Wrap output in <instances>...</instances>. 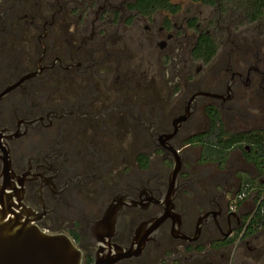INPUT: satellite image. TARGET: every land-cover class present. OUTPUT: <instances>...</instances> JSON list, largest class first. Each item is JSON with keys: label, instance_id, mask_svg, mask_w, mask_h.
Segmentation results:
<instances>
[{"label": "flooded vegetation", "instance_id": "1", "mask_svg": "<svg viewBox=\"0 0 264 264\" xmlns=\"http://www.w3.org/2000/svg\"><path fill=\"white\" fill-rule=\"evenodd\" d=\"M217 1L0 0V197L81 264H264V31Z\"/></svg>", "mask_w": 264, "mask_h": 264}, {"label": "water", "instance_id": "2", "mask_svg": "<svg viewBox=\"0 0 264 264\" xmlns=\"http://www.w3.org/2000/svg\"><path fill=\"white\" fill-rule=\"evenodd\" d=\"M24 210L0 197V264H81L70 238L44 234L23 218Z\"/></svg>", "mask_w": 264, "mask_h": 264}, {"label": "trees", "instance_id": "3", "mask_svg": "<svg viewBox=\"0 0 264 264\" xmlns=\"http://www.w3.org/2000/svg\"><path fill=\"white\" fill-rule=\"evenodd\" d=\"M195 2H201L202 4L216 7L219 3L217 0H193ZM220 2L223 4L224 8H231V11L241 10L245 13V15H249L251 22H264V0H220ZM145 7L148 9H169L171 7V13H178L181 8L179 5L174 4L171 0H145ZM207 47H205L208 51V57L207 60H209L213 53V46L212 42L206 41ZM204 46L201 45V49L199 48V55L201 56V50L203 51ZM212 126L211 131L208 135L209 141L211 142V145H216L218 149H215V147H209L210 149L208 151H205L207 154H211L212 151L215 153H225V148L221 147L222 143L225 142V132L223 130V125L221 122V119L217 114L212 115ZM238 141L245 142L249 144H261L262 146V156L264 157V134L250 136V135H242L239 137ZM246 185L251 184V182L246 181ZM244 184V185H245ZM245 187V186H244ZM244 189V188H243ZM245 190V189H244ZM243 190V191H244ZM247 192V190H246ZM257 201L260 202V206L257 210V217L259 220H264V188L259 193V196L257 197Z\"/></svg>", "mask_w": 264, "mask_h": 264}, {"label": "rangeland", "instance_id": "4", "mask_svg": "<svg viewBox=\"0 0 264 264\" xmlns=\"http://www.w3.org/2000/svg\"><path fill=\"white\" fill-rule=\"evenodd\" d=\"M172 2L180 6L181 10L178 14V17L180 18L184 17L190 11L198 14V17L200 18H210L213 17V14H215L214 9H211L208 6L201 4L200 2H194L192 0H172ZM200 13H202V15H200ZM245 26L249 27L250 29H254L256 33H258L259 28H261V32L264 31V22L261 21ZM245 26L241 25L240 28H243ZM258 179V181L260 182L264 180V177H258Z\"/></svg>", "mask_w": 264, "mask_h": 264}]
</instances>
